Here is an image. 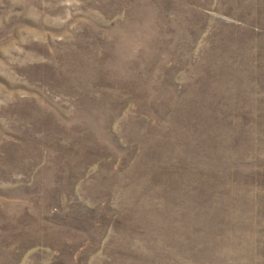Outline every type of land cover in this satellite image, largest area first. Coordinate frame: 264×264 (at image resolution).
<instances>
[{
	"label": "rangeland",
	"instance_id": "1",
	"mask_svg": "<svg viewBox=\"0 0 264 264\" xmlns=\"http://www.w3.org/2000/svg\"><path fill=\"white\" fill-rule=\"evenodd\" d=\"M0 264H264V0H0Z\"/></svg>",
	"mask_w": 264,
	"mask_h": 264
}]
</instances>
